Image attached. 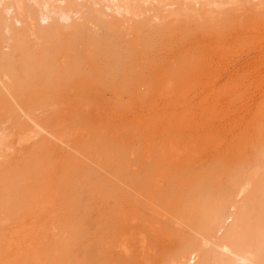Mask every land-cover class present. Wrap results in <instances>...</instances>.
Returning a JSON list of instances; mask_svg holds the SVG:
<instances>
[{
	"label": "rangeland",
	"instance_id": "374dc122",
	"mask_svg": "<svg viewBox=\"0 0 264 264\" xmlns=\"http://www.w3.org/2000/svg\"><path fill=\"white\" fill-rule=\"evenodd\" d=\"M10 40L66 72L0 116V173L47 155L2 264L254 263L226 236L264 185V0H0Z\"/></svg>",
	"mask_w": 264,
	"mask_h": 264
},
{
	"label": "bare ground",
	"instance_id": "6f19581e",
	"mask_svg": "<svg viewBox=\"0 0 264 264\" xmlns=\"http://www.w3.org/2000/svg\"><path fill=\"white\" fill-rule=\"evenodd\" d=\"M5 24H6V22H5ZM5 24H4V26H5ZM54 24L51 27V33L54 37L57 36V35L55 36V34H58L57 38H55V39L59 40L61 33L60 34H59V32L56 33L57 26H54ZM8 27H9V29L11 28V26H8ZM48 27H49V25H48ZM48 27H47V29H50ZM45 28H42V30H44ZM14 29H13V31L11 30V33L9 30L8 33H9L10 38L7 37L8 40L9 39L13 40L14 38L17 39V36L19 38L21 35V34L19 35V32L21 33V30H25L24 28L19 29V30L16 29L14 32ZM60 29H62V28L60 27ZM64 29H66V28H64ZM17 31H19L18 35L16 33ZM25 32H26V30H25ZM25 32L22 31V34ZM66 32H67V29H66ZM42 33H45V31H43ZM62 34H63L62 37H64L65 35L67 36V33L64 35V32H63ZM23 35H21L22 39L21 38L20 39L24 42V41H26V39L24 40ZM7 36H8V34H7ZM53 36H50V37L52 39H54ZM66 36L64 38H62L63 44H64V40H66L68 37V36L67 37ZM26 37L27 36L25 35V38ZM70 37H68V38H70ZM58 40H55V42ZM16 41H14V43H12V41H11V43H12V44L10 43L11 44V46H10L11 47L10 48L11 53H9L8 55L4 54L5 56L4 55L2 56L1 51H0V54H1L0 55V77L1 76H8V77L4 78V81H2V82L0 81V116H2V117H3L4 113L10 114L11 111H13L14 109L16 110L17 105L22 106V107H29L28 109H30L31 107L33 108V106L40 104L42 99L45 98V93H46L47 86H48V85L45 86V84H49L51 82L53 83V81H57V80H59V78L61 79L64 72H66V71H64V69L60 68L59 66L54 67L50 63H48L49 65L47 63H44V59H45L43 57L44 53L42 52V54H43L42 56L39 55V53L41 52V51H39L40 48L38 49L36 46H34L33 49H35V47H36L39 51V53L37 52L38 55H36V54L32 53V50H31L32 46L29 49H26L25 46H27V45L23 44L22 41L17 42V43H16ZM51 42H53V41L51 40ZM29 43H30V41H29ZM56 44H57V42H56ZM54 45L55 44H53V46ZM55 47H58V45H56ZM27 48H28V46H27ZM60 48H59V50H60ZM37 49H36V51H37ZM44 50L46 51V49H44ZM55 50H56V48H55ZM42 51H43V48H42ZM49 51H52V50L49 49ZM52 54L55 55L54 52ZM59 54L61 55L62 53H59ZM57 56H58V54H57ZM71 57L73 58V56H71ZM84 58L87 59V57H84ZM88 58L90 59L92 57L89 56ZM49 60H50V58H49ZM51 60H53V59H51ZM55 60L58 61L57 58ZM77 60H79V59H76V61ZM70 61L71 60H69V65L71 64ZM47 62H49V61H47ZM53 62H51V63H53ZM82 62H83V60H82ZM50 65H52L53 67H51ZM54 65H56V64L54 63ZM68 67H70V66H68ZM68 67L65 69H68ZM71 69H73V68H71ZM75 70H76V68L73 69V71H75ZM76 73H77V71H76ZM97 73H99V72H97ZM101 74H103V73H101ZM70 76H73V75H70ZM76 77H78V76L76 75ZM95 77L98 78L97 76H95ZM75 79H77V78H75ZM103 79L104 78H101V80H103ZM70 80L72 81V78ZM78 80H80V78ZM64 81L65 80H63V82ZM71 81H69L68 83H70ZM61 82L62 81L60 80V83ZM43 84H44V86H42ZM58 84H59V82H58ZM70 84H72V83H70ZM2 86H6L7 89H5V90L9 91V93L4 92V90L2 89ZM53 86H55V85H53ZM49 91H51V90H49ZM56 92H58V89L56 90ZM48 93H50V92H48ZM39 108H40V106H39ZM33 109L31 111H33ZM16 113H18V111H16ZM33 113H35V112H33ZM9 114H7V115H9ZM30 114L31 113H29V115ZM10 115H9V117H10ZM32 117L33 116L30 117L31 120H33ZM35 117H34V119H35ZM18 118H20V117H18ZM15 119H17V118H15ZM36 120H37V117H36ZM17 122H15V124H17ZM35 152L36 151H34V154H35ZM37 154L34 157L31 156L32 159L28 160V161L26 160L27 162L22 164L21 166L15 167L14 164L13 165L11 164V165H7V166L3 167V169L0 173V223L4 222V220H6L5 223L7 221L8 222L18 221L21 217H23L26 214L27 209H28L29 199L34 194V191L36 190V188L40 184L42 173L44 171L43 166H44L45 160L47 158V155L44 153H39L38 155ZM26 159H28V158H26ZM251 177L252 176H250V178ZM260 178L261 177H259V179ZM259 181L256 180L254 183H252V189H251L248 197H246L244 204L241 206L242 209L240 207L241 211L239 210L240 214L238 213L239 216L237 215L238 218H237V222L235 224L236 228L229 230L230 231L229 235H227V236L225 235V236L227 238H229V245H231V246H229L230 248H232L233 250H235V249L239 250V251H243V250L245 251L246 250L249 253L251 252L250 254H252L253 258H254L253 260H255L261 264H264V187H263L264 185L261 186L262 184L261 185L258 184ZM261 183H263V182H261ZM225 236L222 239L224 241H225ZM4 242H5L4 241V235L2 236V233H1V235H0V264H2V262H3V256L5 253ZM199 243H197V244H199ZM197 244L195 243V245H197ZM198 247H200V246L198 245ZM187 248H188V246H187ZM199 249L201 250L202 247ZM203 250H201V251L204 253V251L206 249L204 251ZM205 252H209V251H205ZM212 252L213 251H211V254H212ZM203 253L201 255H203ZM204 254H206V253H204ZM208 254H210V253H208ZM203 256L205 258V255H203ZM206 256H207V254H206ZM92 258H93V256H92ZM97 258H100V257H97ZM227 258H226V260H227ZM206 259H207V257H206ZM222 260H221V262L223 264L224 261H222ZM229 260H231V259H229ZM255 261H254V263H255ZM218 262H220V261L218 260L217 263ZM257 262H256V264H257ZM229 264H231V262Z\"/></svg>",
	"mask_w": 264,
	"mask_h": 264
}]
</instances>
